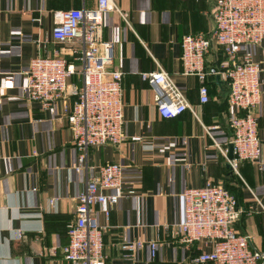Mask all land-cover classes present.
<instances>
[{
  "label": "crops",
  "instance_id": "1",
  "mask_svg": "<svg viewBox=\"0 0 264 264\" xmlns=\"http://www.w3.org/2000/svg\"><path fill=\"white\" fill-rule=\"evenodd\" d=\"M111 2L113 8L103 15L102 37L113 43V68L123 73L125 140L91 148L88 165L93 173L108 163L122 165L125 188L134 193L119 201L109 219L96 212L105 229L104 264H200L196 259L210 247L184 243L175 227L185 219L183 193L209 181L223 183L237 198L241 217L234 229L251 236L252 247L264 252V164L243 161L234 171L219 149L230 150L233 136L229 83L221 76L209 78L210 101L202 104L200 81L184 74L182 39L210 36L213 1ZM97 5L98 0H0V85L6 75L14 76L13 89H0V264H69L62 249L69 244L68 225L76 218L86 183V171L74 168L79 151L66 113L74 99L44 109L24 99L21 87L32 59L70 52V46L52 39L58 15ZM247 53L261 66L259 135L264 146V42L245 47L242 54ZM226 65L222 49L214 45L206 67ZM160 68L194 111L175 119L159 115L152 88L141 75ZM75 81L77 77L69 82ZM126 239L144 243L130 258L121 249ZM151 242L158 244L155 257Z\"/></svg>",
  "mask_w": 264,
  "mask_h": 264
},
{
  "label": "built area",
  "instance_id": "2",
  "mask_svg": "<svg viewBox=\"0 0 264 264\" xmlns=\"http://www.w3.org/2000/svg\"><path fill=\"white\" fill-rule=\"evenodd\" d=\"M212 1L215 28L210 36L188 35L182 39L184 74L196 76L200 81L202 104L210 101L209 78H225L233 111L229 126L233 132L230 143L234 147V158L228 161L234 171L243 161L261 166L264 164V146L259 135V107L263 96L261 66L251 53H242L245 47H259L264 42V0ZM111 7V0H98L94 9L61 12L52 30V39L70 46V52L53 57L39 54L32 59L21 87L24 99L38 102L44 109L53 108L60 100L74 99L71 107L66 106V113L74 146L79 151L74 168L77 172L86 171V183L78 197L76 218L68 225L69 244L62 249L69 264H104L107 259L105 229L99 225L96 212L101 210L109 219L119 201L134 193L125 188L122 165L108 163L96 173L91 172L88 165L91 148L118 146L125 140L123 73L113 68V43L102 37L103 15ZM121 15L126 21L127 15ZM214 45L220 47L226 57L227 65L223 69L206 67V56ZM141 76L150 84L162 118L175 119L188 110L194 111L163 69ZM73 77H77V81L70 83ZM13 88L14 76L6 75L0 89ZM207 132L210 134L209 128ZM219 149L228 159L229 150ZM112 190L117 192L111 194ZM183 197L185 219L175 231L184 243H206L211 249L196 262L264 264V252L252 247V237L234 229L241 210L237 198L223 183L209 181L202 188L187 189ZM55 204L56 199H52L51 205ZM143 244L126 239L121 249L126 252L125 257L130 258ZM150 248L155 257L158 244L151 242Z\"/></svg>",
  "mask_w": 264,
  "mask_h": 264
},
{
  "label": "water",
  "instance_id": "3",
  "mask_svg": "<svg viewBox=\"0 0 264 264\" xmlns=\"http://www.w3.org/2000/svg\"><path fill=\"white\" fill-rule=\"evenodd\" d=\"M221 77L218 76L217 79L219 80ZM234 158V147L231 144L230 145V150H229V155H228V160H232Z\"/></svg>",
  "mask_w": 264,
  "mask_h": 264
}]
</instances>
